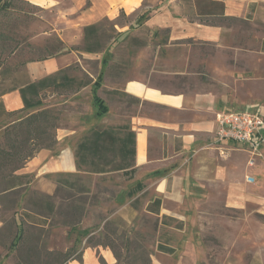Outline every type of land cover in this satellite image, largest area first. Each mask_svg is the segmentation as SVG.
Here are the masks:
<instances>
[{
    "label": "rangeland",
    "instance_id": "rangeland-1",
    "mask_svg": "<svg viewBox=\"0 0 264 264\" xmlns=\"http://www.w3.org/2000/svg\"><path fill=\"white\" fill-rule=\"evenodd\" d=\"M67 5L68 2H61L57 6ZM62 17L55 7L44 9L28 0H13L10 9L0 13V59L5 58V63L0 68V99L5 93L11 92L12 88L31 81L36 74V66H42L44 59L64 55L54 63L57 71L61 69L68 76L93 80L101 67L104 68V64L109 63L106 76L111 71L110 66L121 71L122 68L133 65L137 54L145 58L150 56L155 50L154 42L160 38L156 36V31L141 26L144 17L126 15L120 10L114 19L103 17L97 21L100 51L84 52L81 49L84 44L83 28L78 29V32L73 31L66 41L57 35L54 28L63 26L59 22ZM224 25L231 27V31L221 45L190 41V44L175 49L174 55H178L179 62L173 64L187 71L185 75L171 80L175 86L194 92H218L223 88L232 97L240 99L249 94L246 86L249 87L251 81L248 75L257 77L251 84L252 87L262 85L264 23L236 20L225 22ZM126 33L128 35L124 37ZM159 35L163 33L159 32ZM15 42H19L18 48L13 55L7 57L8 50ZM92 42H96V39ZM143 42L150 45L146 52H140L144 47L141 44ZM235 55L240 56V60L234 62L232 58ZM104 58L106 60L103 64ZM90 86L79 90L47 88L40 94L43 104L31 111L48 108L56 117V135L67 133L66 135L77 134L79 137L81 134L78 133L83 130L84 123L89 122L96 110ZM31 111L13 114L0 112V141L3 142L4 129L12 120ZM68 141V138L57 141L49 149L50 157H58V152ZM216 144L215 162L222 163L221 160L229 151L227 157L232 162L245 163L236 143L216 140ZM204 157L198 156L197 161H190L188 172L191 173L193 169L204 173L208 166L214 167ZM261 168L264 169V162L261 163ZM255 169L256 167L246 169L256 180L254 183H247V188H250L251 193L260 195L259 201H248L242 208L225 204V184L210 177L197 178L188 173L185 202L181 205L165 203L171 210V215L167 216L183 221L181 229L175 227V221L162 226L163 214H148L142 208L136 214H127V208L119 209L123 199L128 198L126 192L133 184L127 183V179L119 171L99 176L79 173L81 178L71 187L61 186L58 180L71 183L75 180L73 175L59 176L51 173L36 177L35 173H30L25 199H22L21 205L18 203L16 206L18 212L24 210L22 212L26 211L31 215L26 218L25 224L26 235L31 239L22 249L38 242L42 257L33 264H59L64 258L84 253L83 250L87 248L93 252L91 259L85 264L94 263V259L99 262V256H103L100 251L103 247H93L92 243L99 239L107 240L103 236L102 226L104 220L108 219L114 222L110 228L117 229L118 235L124 231L125 236L143 241L152 250V264H264V185L256 186L259 178L254 174ZM244 178L242 171L237 179L241 182ZM85 187L89 191L83 192ZM34 194L51 196L55 211L50 213L46 208L36 206L32 201ZM146 194L134 201L142 206ZM73 201L80 206L79 213L71 212L70 204ZM13 208L8 200L0 202V264H15L18 256L17 251L11 247L16 229L12 223ZM15 216L18 218L19 213ZM164 230L175 237L173 246L176 249L172 254L155 247L159 234ZM85 231H88L87 234H84ZM88 236L93 237L92 243L86 242Z\"/></svg>",
    "mask_w": 264,
    "mask_h": 264
},
{
    "label": "crops",
    "instance_id": "crops-1",
    "mask_svg": "<svg viewBox=\"0 0 264 264\" xmlns=\"http://www.w3.org/2000/svg\"><path fill=\"white\" fill-rule=\"evenodd\" d=\"M28 1L44 9L56 8L63 16L59 19L63 26L55 27L54 30L63 41L70 38L73 31L78 32V29L96 23L103 17L116 18L120 10L126 15L133 14L134 17L145 14L146 18L141 26L156 31V36L160 37L154 42L155 50L150 56L145 58L137 54L132 66L122 68L121 71L114 68L108 72V75H103L97 94L107 106V111L102 116H96L95 110L89 122L84 123L83 130L78 133L81 134L96 125L105 127L122 123H128L135 132L134 165L137 171L126 182L133 183L132 185L141 182L144 187L135 195L124 198L119 209L127 208V214H136L138 209L142 208V211L153 214L146 209V205L156 197H160L159 214L171 215V210L165 206V203L181 205L185 202L188 193L186 179L190 173L187 166L190 161H197L196 158L202 155L205 156L204 160L214 167L208 166L204 173L192 169L190 174L197 178L210 177L225 184L227 206L242 208L248 201H259L260 195L251 193L250 188H247V183H254L256 180L254 176L253 182L246 180V176L249 175L246 169L256 167L254 174L259 178L256 186L264 185V169L261 168V163L264 162V149L261 155L254 157L252 166L246 161L249 153L241 144L237 145L245 163L232 162L231 158L227 157L229 151L223 161L221 160L222 163L215 162L217 150L215 114L232 109L264 115V81L261 79V86L252 87L251 84L257 77L248 75L251 81L249 87L246 86L249 94L240 99L232 97L227 90L223 91V88L218 92L214 90L194 92L179 88L171 82L179 75L187 73L186 70L173 64L179 62L178 55H174L175 49L190 44V41L221 45L231 31V27L200 22L199 14L190 0ZM219 1L224 3L226 16L264 23V0ZM61 2H68V5L57 6ZM159 32L163 35H159ZM149 46V44L144 45L140 52H146ZM63 57L64 55H59L44 59L42 66H36V74L33 75L32 80L57 71L58 68L54 67V63ZM232 59L235 62L240 60V56L235 55ZM94 80L95 78L92 82ZM125 94L139 101L136 102ZM1 100L6 110H16L23 106L18 89L5 93ZM66 134L56 135L58 141L67 138L70 140L58 152V157L51 158L49 149L42 148L26 162L19 173H35V176L39 177L56 172H77L73 152L78 135ZM242 171L245 178L240 182L237 178ZM102 174L108 173L95 175ZM144 193H147L145 200L143 205L139 206L134 200ZM83 251L82 264H85L91 259L93 251L88 248ZM100 251L108 263L114 262L111 251L107 248H101ZM68 264L81 263L74 259ZM92 264L99 262L94 259Z\"/></svg>",
    "mask_w": 264,
    "mask_h": 264
},
{
    "label": "trees",
    "instance_id": "trees-1",
    "mask_svg": "<svg viewBox=\"0 0 264 264\" xmlns=\"http://www.w3.org/2000/svg\"><path fill=\"white\" fill-rule=\"evenodd\" d=\"M193 2L195 9L199 14L200 22L210 25H222L225 22L241 20L236 17L226 16L224 14V3L219 0H190ZM13 0H0V13L8 11ZM122 11V10H121ZM141 17L146 18L145 14ZM99 22L85 25L83 27L84 44L82 51L84 52H98L101 49V44L97 41L99 38ZM156 34V32H155ZM128 35L126 33L124 37ZM96 39V42H92ZM146 45V43H141ZM19 42H15L8 50V56L13 55L18 48ZM43 59V58H42ZM105 58L102 60L104 64ZM5 63V58L0 59V68ZM108 64H104V68L100 69L99 73L92 82L91 79H77L73 76H68L63 73L61 69L55 73L45 75L36 80L26 81L19 86L12 88L18 89L23 106L16 110H6L2 100L0 99V112L13 114L25 110H33L40 107L43 102L40 96L41 91L47 88H69L79 90L83 87L91 85L92 101L96 107L95 115L102 116L107 111V106L104 101L97 94V89L100 87L103 75L105 74ZM115 66H110V70ZM75 86V87H74ZM4 94V93H3ZM128 98L138 102L128 94ZM58 124L56 117L48 108H43L27 113L7 125L4 129L3 142L0 141V202L5 200L11 202L13 208L12 223L16 226L11 247L17 251V260L15 264H33L35 261L41 260L42 253L36 241L30 247L22 249V246L30 241L31 237L26 235V218L30 217L26 211L18 212V203L24 201L25 193L28 185V177L30 173H19L24 164L35 155V153L42 148L51 149L56 143V129ZM135 132L128 123H122L109 126H92L81 133L75 142L74 158L77 172L63 173L56 172V175L75 176V180L69 183L66 180H58L61 186H75L77 180L81 178L79 173H113L119 171L125 179L133 177L137 171L134 165L135 159ZM144 184L137 182L128 188L126 192L127 197L135 195L141 191ZM89 191L85 187L83 192ZM23 196V197H22ZM51 196L34 194L32 201L39 208H46L50 213L55 210L54 203L51 202ZM161 198L156 197L153 201L146 205V209L158 215L161 208ZM22 208V206H21ZM70 209L73 214L81 211L80 206L74 201L70 204ZM19 213L18 218L16 214ZM71 213V214H72ZM162 226H168L171 221H175V227L181 229L183 221L178 220L173 216L162 215ZM114 222L105 219L102 226L103 236L106 241L97 240L93 242V237L88 236L86 242H93V247L102 246L112 252L114 262L112 264H152L151 255L152 250L147 248L143 241L133 240L130 236H125V232L117 233V229H112ZM5 228V227H4ZM88 232V231H87ZM85 231L84 234H87ZM1 233V231H0ZM175 237L167 230L162 231L155 247L157 250L172 254L176 248L173 246ZM120 240V242H118ZM90 244V243H89ZM91 245V244H90ZM83 252L73 257L64 258L59 264H66L70 261H82ZM100 264H109L105 261L103 256H99Z\"/></svg>",
    "mask_w": 264,
    "mask_h": 264
},
{
    "label": "built area",
    "instance_id": "built-area-1",
    "mask_svg": "<svg viewBox=\"0 0 264 264\" xmlns=\"http://www.w3.org/2000/svg\"><path fill=\"white\" fill-rule=\"evenodd\" d=\"M216 140L241 144L249 153L248 164H254V157L264 149V115L250 111H220L215 114ZM246 180L253 182V176Z\"/></svg>",
    "mask_w": 264,
    "mask_h": 264
}]
</instances>
